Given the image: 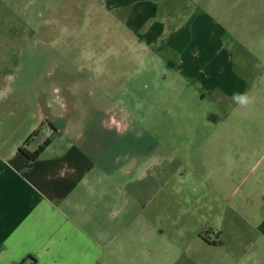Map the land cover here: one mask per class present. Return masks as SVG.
I'll return each mask as SVG.
<instances>
[{"label":"rangeland","instance_id":"374dc122","mask_svg":"<svg viewBox=\"0 0 264 264\" xmlns=\"http://www.w3.org/2000/svg\"><path fill=\"white\" fill-rule=\"evenodd\" d=\"M127 1L0 0V92L75 89L85 108L105 94L158 140L157 190L116 231L101 264H264V0H149L147 25L197 30L198 46L226 58L230 49L245 67L247 85L212 96L147 68L127 18L148 0ZM51 137L43 129L29 144Z\"/></svg>","mask_w":264,"mask_h":264},{"label":"crops","instance_id":"0c3cea01","mask_svg":"<svg viewBox=\"0 0 264 264\" xmlns=\"http://www.w3.org/2000/svg\"><path fill=\"white\" fill-rule=\"evenodd\" d=\"M154 5L148 0L129 13L134 30L127 39L152 61L147 68L156 76L209 96L246 84L245 67L230 49L227 58L219 57L217 49L198 46L197 30L167 31L157 20L147 25L143 16L155 12ZM149 73L140 77L146 93L153 86ZM37 92H0V263L101 264L116 231L130 225L133 212L157 190L159 142L105 94L85 108L75 89L65 97L45 86ZM41 127L54 137L32 163L21 147L37 150L41 145L29 143ZM258 228L264 236V219Z\"/></svg>","mask_w":264,"mask_h":264},{"label":"trees","instance_id":"16d2710c","mask_svg":"<svg viewBox=\"0 0 264 264\" xmlns=\"http://www.w3.org/2000/svg\"><path fill=\"white\" fill-rule=\"evenodd\" d=\"M50 144V139H48L45 144H42L37 150L34 152H29L27 149H25L24 146L21 147L22 153L30 160V162H34L38 156L42 153V151ZM31 163V165H32ZM30 165V166H31ZM24 264V263H22ZM31 264H36L35 261L31 262Z\"/></svg>","mask_w":264,"mask_h":264},{"label":"clouds","instance_id":"9594fccd","mask_svg":"<svg viewBox=\"0 0 264 264\" xmlns=\"http://www.w3.org/2000/svg\"><path fill=\"white\" fill-rule=\"evenodd\" d=\"M238 96L240 95V94H237ZM240 102H246V98H244V97H241V100H240Z\"/></svg>","mask_w":264,"mask_h":264},{"label":"flooded vegetation","instance_id":"af4514ba","mask_svg":"<svg viewBox=\"0 0 264 264\" xmlns=\"http://www.w3.org/2000/svg\"><path fill=\"white\" fill-rule=\"evenodd\" d=\"M209 241V240H208ZM208 241H206V242H208ZM217 242V241H216ZM209 243H212V241H210Z\"/></svg>","mask_w":264,"mask_h":264}]
</instances>
